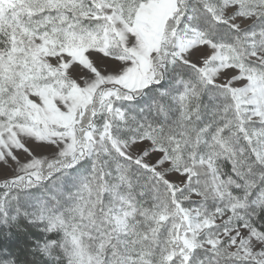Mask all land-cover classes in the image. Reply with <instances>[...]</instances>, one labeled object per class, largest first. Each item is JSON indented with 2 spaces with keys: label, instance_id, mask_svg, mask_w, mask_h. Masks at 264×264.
Masks as SVG:
<instances>
[{
  "label": "snow or ice",
  "instance_id": "snow-or-ice-1",
  "mask_svg": "<svg viewBox=\"0 0 264 264\" xmlns=\"http://www.w3.org/2000/svg\"><path fill=\"white\" fill-rule=\"evenodd\" d=\"M0 264H264V0H0Z\"/></svg>",
  "mask_w": 264,
  "mask_h": 264
}]
</instances>
